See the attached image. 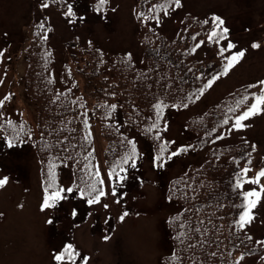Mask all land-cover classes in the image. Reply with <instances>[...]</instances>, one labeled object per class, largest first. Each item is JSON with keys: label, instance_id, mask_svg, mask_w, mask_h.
Returning a JSON list of instances; mask_svg holds the SVG:
<instances>
[{"label": "trees", "instance_id": "trees-1", "mask_svg": "<svg viewBox=\"0 0 264 264\" xmlns=\"http://www.w3.org/2000/svg\"><path fill=\"white\" fill-rule=\"evenodd\" d=\"M92 2L95 5L97 0ZM164 4V0H141L137 5L144 45L142 61H136L131 53L110 54L93 41L82 44L76 39L71 44L77 46V51L67 47L70 63L64 67L59 81L54 74L56 58L47 23L34 25L26 48L25 87L28 97L38 106V122L34 126L29 120H6L0 112V129L14 141L31 137L40 158L44 188L51 164L56 165L59 186L62 170L66 166L73 169L74 188L81 177L87 178L86 164L93 172L98 169L89 124L93 120L100 122L109 170L131 152L129 141L135 144L136 164L142 154L139 144L119 124L121 121L136 128L151 143L154 158L161 157L157 166L164 164L174 151L175 141L165 133L168 107L188 105L214 73V63L194 59L193 52L215 24L212 18L188 19L183 34L168 39L149 25V18L156 17ZM54 5L66 13L69 4L56 0ZM147 6L152 8L151 13ZM7 63L8 53L4 51L0 78ZM250 86L238 87L184 124L187 141L179 153L206 152L202 160L192 162L173 177L167 187L169 200L178 207L166 219V236L172 245L171 252L163 257L166 264H237L240 255H258L263 250L237 224L243 199L235 184L254 143L248 139L216 143L235 117L254 102L252 94L256 87ZM245 95L249 100L237 107ZM157 104H161V109L154 107ZM224 119L229 120L227 125L223 124ZM161 145L166 149L163 153ZM130 165L131 161L123 167Z\"/></svg>", "mask_w": 264, "mask_h": 264}, {"label": "rangeland", "instance_id": "rangeland-1", "mask_svg": "<svg viewBox=\"0 0 264 264\" xmlns=\"http://www.w3.org/2000/svg\"><path fill=\"white\" fill-rule=\"evenodd\" d=\"M69 1L78 11L74 22H70L73 18L64 16L47 0H0V53L5 48L10 53L9 68L0 82V105L4 106L6 116H21L37 123L38 108L25 93L24 78L26 46L34 23L39 19H46L54 33L52 43L59 66L61 56H66L64 45L74 35L83 41L95 40L109 53L129 50L140 55L135 0H110L104 11H94L96 15L87 11L90 9L88 0ZM45 4L48 6L44 7ZM210 10L218 12L229 32L217 48L208 49L207 40L202 41L198 54H209L217 59L222 73L226 57L238 51H244L245 56L227 75L221 73L211 79V85L195 103L170 108L166 134L176 141L175 151L185 141L182 128L187 118L240 84L259 85L260 81H264V0H181V6L168 11L167 15L163 14L160 21H164V31L173 35L186 13ZM81 16L85 19L81 20ZM229 41L236 47L221 55L220 49H226ZM253 43L260 47L252 48ZM243 123L246 126L241 129L230 126L218 136L217 142L253 140L255 149L251 163L246 166L250 169L248 177H253L264 168V113ZM94 129L107 194L100 203L89 206L82 201L78 191L65 193L67 199L60 201L55 208L44 210H41L45 193L39 172L40 162L32 142L21 141L9 148V139L0 131V179L8 177L7 184L0 188V264H57L54 255L72 243L80 245L87 260L83 264H161L160 255L168 248L163 242V221L174 209L165 199V185L184 166L203 158V151L173 156L165 168L158 171L147 149L150 147L147 140L132 127H127V131H131L146 151L142 164L128 173L129 180H136L137 186L133 184L121 193L127 198L123 203L117 195L111 194L114 184L105 173L99 130L97 126ZM141 177L142 180L138 179ZM261 184L264 185V178H261ZM243 186L244 192L259 190V185L245 183ZM67 187H70L69 171L64 175V188ZM130 206L134 210H130ZM73 209L77 213L75 216L72 215ZM124 212L128 215L121 220ZM253 215V221L244 229L264 242V198L253 209ZM86 216L88 219L83 222ZM48 220L53 223H47ZM254 262L252 257L240 264ZM60 264L79 263L65 260Z\"/></svg>", "mask_w": 264, "mask_h": 264}, {"label": "snow or ice", "instance_id": "snow-or-ice-1", "mask_svg": "<svg viewBox=\"0 0 264 264\" xmlns=\"http://www.w3.org/2000/svg\"><path fill=\"white\" fill-rule=\"evenodd\" d=\"M108 3V0H97V2L94 5V10L97 13H100L103 11L104 6ZM172 3L174 4L175 8H179L181 6V0H172ZM48 5L45 4L44 7H47ZM152 11V9H150ZM164 14H168L167 8L163 9ZM75 13L73 12L72 5H68L67 12L65 13V16L67 17H73V20L70 22H74L75 20ZM81 20L85 19V17L81 16ZM147 19V17H145ZM212 21L215 24V30H213L209 36V41H215L216 43H219L221 40H225L227 38V33L229 32V29L226 27H222L224 25V20L221 19L218 16H213ZM157 22H159L157 20ZM204 23H208V21H205ZM43 27V25H41ZM199 45H197L198 47ZM236 45L232 42L227 43V48H221L220 54L223 55L225 51L235 48ZM252 48H259L260 45L257 43H253L251 45ZM2 55V53H0ZM245 56L244 51H238L232 54L231 56L226 57L227 62L224 64L223 73L222 75H227L228 72ZM211 85V81H209L208 86ZM250 87H256L255 85H251ZM203 91V90H201ZM259 94L253 93L254 102L250 104L245 110H243L239 115L235 117V122L232 125L235 129H241L245 127L246 125L243 123L244 121L250 119L251 117H254L256 115L264 113V81L259 82ZM249 100V96L245 95L242 100L237 102V107L244 104ZM2 103V102H0ZM112 108H115V105L111 106ZM154 107L159 110L161 109V104L154 105ZM229 111H234V109H229ZM159 114V111H158ZM11 124V121L8 122ZM87 123V122H85ZM229 123L228 119L223 120V124L227 125ZM156 125L154 124L153 127ZM22 130V128H21ZM148 131H151L149 129ZM159 139V137H157ZM129 143L132 144L131 152L129 154H126L124 157L121 158V160L116 161L110 168L108 172L109 178H116L115 184L112 187L111 194L113 196L117 195L116 192V185L122 184V182L127 178L126 175H121L120 173L126 172V169L123 167V165L129 164V161H131V167H136V161L135 158L137 156L135 144L129 141ZM7 146L9 148L14 146V142L12 139L7 140ZM253 149H255V145L252 146ZM165 146L161 145L160 152L163 153L165 151ZM183 150V149H182ZM178 153L173 152L171 155L176 156ZM171 158V157H170ZM87 159V158H85ZM155 161H159L161 157L158 155L155 158ZM249 163L251 161L249 160ZM158 166L162 167L163 164H159ZM55 164H51L49 166L48 170V177L49 180L44 188V197L41 205V210L49 209V208H55L60 201L67 199L68 197L64 195L65 193H73L74 191H78L80 194V197L82 199L86 198V202L89 206L98 204L101 201V198L104 197L107 193L104 190V183L105 181L103 179H100V171L99 169H96L95 172L92 171L91 168L86 164L84 167L87 169V178L81 177V182L75 186V189L73 187H67L66 189L64 187H61L56 182V173H55ZM250 172V169L248 167H243L241 169L240 174L237 177L235 187L237 189H240L243 187L245 183H249L252 185H259V190L253 189L250 191L243 192V200L244 203L240 206L243 210L241 211L239 215V219L237 221L238 227L240 229H244L246 225L250 224L253 219V209L256 208L259 201L264 198V185L261 184V178H264V168L260 169L253 177H248V173ZM8 182V177H3L0 179V188L4 187ZM119 203V201H117ZM105 208L108 207V205H104ZM76 210L73 209L72 215L75 216ZM128 215L127 212H124L123 215L120 216V219L123 220ZM47 223L51 224L53 223L52 220H48ZM107 239V237H106ZM264 243V242H261ZM79 255V253H76L73 249V246L71 244L66 245L61 252L54 255V260L57 261V264H60V262H63L65 260L67 261H74L75 257ZM240 259H243V256H241Z\"/></svg>", "mask_w": 264, "mask_h": 264}]
</instances>
